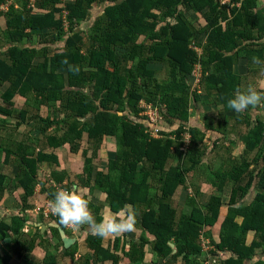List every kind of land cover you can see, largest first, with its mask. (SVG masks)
Instances as JSON below:
<instances>
[{"label":"trees","instance_id":"trees-1","mask_svg":"<svg viewBox=\"0 0 264 264\" xmlns=\"http://www.w3.org/2000/svg\"><path fill=\"white\" fill-rule=\"evenodd\" d=\"M7 1L0 0V5ZM10 1L13 4L8 10L0 12L4 18L0 113H12L2 103L14 105L17 94L38 108L45 105L49 108L45 115L32 116L40 132L45 134L56 124L55 134H47V141L55 147L67 143L74 152L83 148L87 167L99 161L98 151L106 137L115 138L119 146L116 156L108 160L107 174L100 173L99 178L98 171L94 181L97 187L106 184L112 213L134 211V228L140 235L122 255L117 248L111 251L101 244L91 245L99 259L112 264H204L217 250L236 256L221 264H245L259 254L263 257L264 115L258 114L253 127L240 134L245 142L242 157L211 171L217 194L202 203V192L196 189V195L187 194L186 202L177 201L188 190L190 172L201 165L208 148L205 131L199 127H195L187 151L182 148L191 97L194 94L197 101L200 97L188 79L199 65L203 89L208 97L213 95L206 101L221 107L206 128L224 133L227 121L234 117L228 114L234 110L226 100L235 89L243 88L247 76L236 73L235 65L245 61L251 75L259 69L251 58L264 61L261 1L38 0L42 14H31L28 0ZM18 1L19 8L14 6ZM104 4L100 15L91 17L94 8ZM181 5L185 11L180 10ZM64 37L63 47L49 46ZM196 47L202 49V55ZM162 71L166 73L163 80L157 76ZM142 103L161 108L167 122L158 131L163 136L150 134ZM261 106L264 110V102ZM246 115L249 120L251 115ZM22 117L25 120L26 115ZM64 127L68 129L59 135ZM42 153L37 159L24 158L30 168L20 181L23 186L34 178ZM205 175L203 171L202 177L208 181ZM228 183L233 188L231 203L245 200L250 191L256 193L244 207L228 208L216 243L208 228L222 213L224 202L218 192ZM13 222L11 227L2 225L1 234L19 244L26 218L21 215ZM248 232L255 236L247 245ZM203 238H209L215 248L205 251ZM148 249L152 258L145 261ZM9 260V255L0 256V264ZM49 264L56 262L52 259ZM81 264L90 263L84 260ZM251 264H264V259Z\"/></svg>","mask_w":264,"mask_h":264},{"label":"crops","instance_id":"crops-1","mask_svg":"<svg viewBox=\"0 0 264 264\" xmlns=\"http://www.w3.org/2000/svg\"><path fill=\"white\" fill-rule=\"evenodd\" d=\"M66 1L74 2L75 0ZM105 5L106 4L95 7L99 9V14ZM14 6L17 8L21 7L19 1L17 3L15 2ZM180 10L185 11L184 7H181ZM42 13L43 9L37 4L31 9V14ZM189 13L193 14V11ZM63 19H65V16H63ZM3 20L4 18H0V36H2L4 31ZM64 24L66 30L68 24L65 20ZM66 38L67 37H64L63 40H59L55 44H50L49 46L53 48L63 47ZM24 44L25 42L23 45ZM34 45L38 46L36 43ZM60 49L61 48L58 50ZM197 51L199 52L198 48ZM38 60L36 59L35 62H38ZM234 71L241 75H247L246 62L240 60L238 66L235 65ZM193 78L194 77L191 75L188 79L191 85L193 83ZM195 86L196 84L192 85V89H194ZM3 88H1V90H3ZM13 101L14 105L2 103L6 108H12V113H0V256H10V260L7 264H49L52 259L55 260L56 264H81L84 260H88L90 264H112L111 261L100 260V257L96 255V251L91 248V245L99 246V244H101L103 248L111 251L117 248L120 255H122L124 249L128 251L129 242L135 240V238L140 235V232L135 230L134 227L132 231L101 238L93 235L86 224L72 225V228H70L60 223L57 219H47L43 215V210L46 203L51 200L53 193L56 191L52 185L57 183L66 188L69 186L68 189L80 192L89 201V210L97 220L104 216H111L114 218L125 216L124 212L112 213L107 199L108 188L105 187L106 184L104 183V185H99V187H97L94 181L98 171L99 178L101 175L100 173L107 174L108 160L116 156L114 150L115 146H117L116 139L113 137H106L98 151L99 161L95 160L93 167H87L83 156V148L74 152L67 143L55 147L47 141V134H55L56 124L50 125L47 129V133L42 134L40 132V128L36 125L32 116L35 114L45 115V113H43L46 108L45 106L38 108L30 102L27 103L26 97L18 94L13 97ZM199 104H202V102ZM202 106L203 105H198L197 109L203 110V118L210 120L211 116L216 113L209 114L208 110L205 109L204 111V109H200ZM45 112L47 113V111ZM228 114L234 115V117L229 118L227 121L224 133L206 128V123L202 124L199 119L200 116L198 115H195V118H192V116L190 117L189 125L210 132V134H207L208 139L205 140V142L210 148L208 154L211 152L213 153H211L212 155L205 153V155L202 156L203 163L209 162L206 169L208 176L205 175L208 181H205L203 177L199 178L197 176L199 172H203L198 168H195L192 172V176L189 177L191 180L195 178V181L190 183L195 192L197 191L196 189L202 192L201 184L204 182L209 183L210 191L206 193L207 198L217 194L211 171L217 170L223 164L228 166L233 163V158H237L228 152L230 146L227 148L228 155L225 153L217 154L215 149L219 146H227L225 144L226 140L230 139L229 141H232L231 136L238 134L237 132H241L239 130V124L244 126L243 123H245L246 126V124L251 123V118L248 120L240 115V113L236 116L234 111H229ZM258 114L261 115V110L252 117H256ZM24 115H26L25 120L22 117ZM253 125L248 127L246 132L253 127ZM58 134L60 135L61 133L58 132ZM237 139L238 142L240 140V142L244 144L245 148V142H243L241 138ZM239 143H237L238 146H240ZM5 148L8 149L7 153ZM41 152H43L42 154L44 157L36 162V172L33 175L34 178L25 187L20 181L25 177L24 172L28 171L30 167H28L23 160L24 158L37 159L38 153ZM206 159L207 161H205ZM86 167L88 172H86ZM231 187L232 184L228 183L221 193L218 192L224 205L221 207L222 213L218 221L213 225L216 234L213 231V226L208 228L211 238L216 243L220 242V235L224 228L223 221L228 208L230 206L239 208L241 205L244 207L246 203L250 201L248 200V194L245 200L240 198L241 200L239 199V202L231 203L233 196V191H230ZM255 193L256 192H253L252 194L255 195ZM21 215L26 218V222L22 229V235L18 236L19 244H17L13 237H6L1 234L2 225L11 227L14 225V219ZM241 222V217L237 218V223L240 224ZM10 234L12 235L11 232ZM254 234V232L247 233L245 237L247 245L254 239ZM123 237L126 238V242ZM207 239L209 240V238ZM209 241L207 244L209 245L208 250L214 249L215 247L212 243L210 244ZM258 254L257 252V255ZM230 257L236 256L233 252L227 250H217L215 253H211L204 264H221L223 260ZM151 258L152 256L147 253L145 261H150ZM261 258L264 259V255L263 257L259 255L255 256L251 261H245V264H251V262H255ZM120 264L125 263L121 261Z\"/></svg>","mask_w":264,"mask_h":264},{"label":"clouds","instance_id":"clouds-1","mask_svg":"<svg viewBox=\"0 0 264 264\" xmlns=\"http://www.w3.org/2000/svg\"><path fill=\"white\" fill-rule=\"evenodd\" d=\"M251 60L254 64L261 65L260 71L264 72V61L256 56H253ZM261 102H264V89H261L258 84L252 83L243 88L238 87L226 100L227 106L237 113ZM88 204L89 201L80 192L59 188L53 193L48 207L60 223L65 225L86 224L93 235L101 238L133 230L135 223L133 210L129 209L127 214L122 217L104 216L97 220L91 214Z\"/></svg>","mask_w":264,"mask_h":264},{"label":"rangeland","instance_id":"rangeland-1","mask_svg":"<svg viewBox=\"0 0 264 264\" xmlns=\"http://www.w3.org/2000/svg\"><path fill=\"white\" fill-rule=\"evenodd\" d=\"M261 1V4L262 5H264V0H260ZM222 3H224V4H226L227 2H226V0H222ZM99 7V6H98ZM181 7H183L182 5L180 6V8ZM189 13V12H188ZM189 14H191V13H189ZM99 16L100 14H99V9L98 8H94V10L92 11V16L91 17H96V16ZM202 22V21H201ZM202 24H203V22H202ZM148 44V43H147ZM198 49H199V54H201L202 55V49L200 48V47H197ZM196 48V49H197ZM255 66H256V64H255ZM259 67V69L256 71H254L251 75H249V74H247V76L244 78V80H243V82H242V87H244V86H246L247 84H249V83H252V84H254V85H257L258 84V86L261 88V89H264V72H261L260 71V67H261V65H258ZM155 67L156 68H161V66H158V65H155ZM254 67V66H253ZM254 69H255V67H254ZM158 73H160V72H158ZM157 73V74H158ZM163 75H166V73L165 72H161V74L160 75H157V76H160V78H162V80L163 79H165L164 77H163ZM201 75H202V69H201V67L199 66V65H197V67H196V69H195V72H194V74L192 75L194 78H193V83H192V85H195L196 84V86L194 87V89H193V91H195V92H197V94H200V97L198 98V101L194 98L195 96H194V94H193V96L191 97V101H190V103H189V106H190V117L192 116V118H195V115H198V116H200V122L202 123V124H204V123H207V119L206 118H203V110L201 111V110H199V109H197L198 108V105H203L202 106V108L200 107V109H204V111H205V109L206 110H208V113L209 114H215V113H217L218 111H219V109L221 108L220 107V105H216V104H214L211 100H208V101H206L207 100V98H210V99H212L213 98V95L212 96H210V97H208L207 96V92H205V90H203V88H202V83H201ZM199 84V85H198ZM202 102V104H199V103H201ZM143 104V103H142ZM261 104H263V102H261V103H259V104H257V105H255V106H251L250 108H248V109H250L249 111L250 112H248V109H246V110H244L243 112H242V116H244L245 117V113H247V115L246 116H250L251 115V123L250 124H246V126H245V123H243V125L244 126H241L240 124H239V126H240V128H239V130L241 131V132H237L238 134H235L234 136L232 135L231 136V139H232V141H229L228 139L226 140V142H225V144L227 145V146H219V147H217L216 149H215V151H216V153L217 154H223V153H225V154H227L228 152L229 153H231L234 157H239V158H241L242 157V153H243V150L245 149L244 148V144H242V142H240V140H239V142H238V139L237 138H240V134H242V133H244V132H246V130L248 129V127H250L251 125H253L254 123H255V117H252L253 115H255V113H257L258 111H260L261 110V115L263 116L264 115V110L263 109H261L262 108V106H261ZM45 106V105H44ZM155 106V105H154ZM156 107V109L158 110L157 112H158V114H159V116H160V118H159V120H156V126L159 128L160 126H162L163 124L165 125L167 122L164 120L163 121V119H162V111H160V109L161 108H159L158 106H155ZM44 108V107H43ZM47 107L44 109L45 111H49V108L47 109ZM52 109V108H51ZM45 111H43V113H46ZM125 111L126 112H128V109H125ZM231 112V111H230ZM147 113H149L150 114V112H148L147 111ZM196 113H198V114H196ZM201 113V114H200ZM250 114V115H249ZM142 115H145V116H147L146 115V113H144V111H142ZM154 115V114H153ZM146 121H150V120H148V119H146ZM216 121V120H215ZM214 124H215V122H214ZM186 130L185 131H183V133H182V138H181V140H183V142H184V144H183V149H185L186 147L188 148L189 146H190V144L192 143L191 141H192V137H193V133H194V129H195V126H192V125H187L186 126ZM197 128V127H196ZM68 128L67 127H64L63 129H61L60 130V133H63L64 131L63 130H67ZM151 131H152V135H154V136H163V135H160V133L158 132V134H155V132H154V128H152L151 129ZM151 134V133H150ZM207 134H210V132H208V131H205V138H204V141L205 140H207L208 139V136H207ZM237 143H239L240 144V146H238L237 145ZM113 145H114V143H113ZM209 146V145H208ZM228 146H230V148H229V150H228V152H227V148H228ZM114 147V146H113ZM109 149V148H108ZM118 149H119V146L117 145V146H115V152H117L118 151ZM213 149V148H212ZM210 150V148L208 147L207 149H206V154H208V151ZM186 151H187V149H186ZM185 151V152H186ZM90 153V152H89ZM211 153H213V152H211ZM211 153H209L210 155H212ZM208 154V155H209ZM205 155V154H204ZM228 155V154H227ZM205 161H207V159L205 160ZM208 165H209V162H202L201 163V165L199 166V167H197L200 171H206V169H207V167H208ZM192 172L193 171H191L190 172V175H189V177L190 176H192ZM199 178L201 177L202 178V173L201 172H199V174L197 175ZM196 176V177H197ZM192 181H195V178L193 179V180H191V179H189V181H188V185L186 186L187 188H188V190H183V197H177V201L178 202H181V203H184V202H186L187 201V194L188 193H190V195H195L196 194V192L192 189V186L190 185V183L192 182ZM203 181V180H202ZM201 187H202V196L200 197L201 199H202V203H204V202H206L207 201V196H206V193L208 192V191H210V186H209V183L208 182H204V183H202L201 184ZM251 190H254V189H251ZM231 192L233 191V189H232V187H231V190H230ZM253 192H255V191H250L249 192V195H248V200H250L251 201V199L254 197V195L252 194ZM213 231H214V233H215V227L213 226ZM216 234V233H215ZM123 238H125V237H123ZM202 241V240H201ZM208 239L207 238H203V247H204V249L205 250H208V246L209 245H207L208 244ZM210 242V241H209ZM213 247V246H212ZM147 252H149V254L151 255V252H150V249H148V251ZM259 256H260V254H259Z\"/></svg>","mask_w":264,"mask_h":264},{"label":"built area","instance_id":"built-area-1","mask_svg":"<svg viewBox=\"0 0 264 264\" xmlns=\"http://www.w3.org/2000/svg\"><path fill=\"white\" fill-rule=\"evenodd\" d=\"M37 2H38V0H28V8L33 9L36 6ZM226 2L230 3V0H226ZM11 4H13V3L10 0L7 1L5 4H1L0 5V12L1 11H7L8 8L11 6ZM143 106L145 107V109L143 111H144V113H146V115L148 117V120H150L149 121L150 124H151L150 133L152 134L151 129L154 128L155 134H158V131H159V128H160V127L158 128L156 126V120H159V118H160V116H159V114L157 112L158 110L156 109L155 106H153L151 104L143 103ZM147 111L150 112V114L147 113ZM185 149H187V147ZM52 186H53V188L55 190H57L59 188L68 189V188L64 187L63 185H60V184H57V183H54V185H52ZM48 204H49V202L46 203V206L44 207V210H43L44 217L47 218V219H58L57 217L52 215V213H51V211H50V209L48 207ZM67 226L72 228L71 227L72 225H67Z\"/></svg>","mask_w":264,"mask_h":264}]
</instances>
